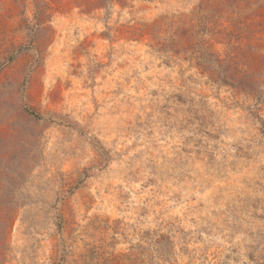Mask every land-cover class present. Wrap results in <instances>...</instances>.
<instances>
[{
  "label": "rangeland",
  "instance_id": "obj_1",
  "mask_svg": "<svg viewBox=\"0 0 264 264\" xmlns=\"http://www.w3.org/2000/svg\"><path fill=\"white\" fill-rule=\"evenodd\" d=\"M0 264H264V0H0Z\"/></svg>",
  "mask_w": 264,
  "mask_h": 264
}]
</instances>
